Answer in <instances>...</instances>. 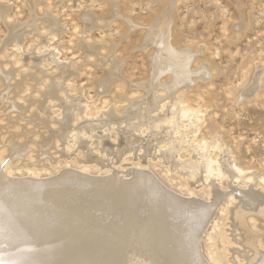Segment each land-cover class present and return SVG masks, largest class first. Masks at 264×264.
Masks as SVG:
<instances>
[{
	"label": "rangeland",
	"instance_id": "obj_1",
	"mask_svg": "<svg viewBox=\"0 0 264 264\" xmlns=\"http://www.w3.org/2000/svg\"><path fill=\"white\" fill-rule=\"evenodd\" d=\"M166 11L168 14L172 12L173 16H170L174 19L172 21H175L170 26L174 33L171 35L174 37L173 47L179 52L186 51L190 56L183 71L179 69L177 72H180L182 77L179 93L184 92V105L193 109L200 108L201 111L198 114L201 119L196 136L194 135V143L209 142L217 136L225 149L229 150L235 167L253 175L256 181L245 182V185L237 186L238 189L263 196L264 182L258 179L264 180V85L256 95L243 93L248 90L256 72H264V0H0V164H9L10 170L16 175H27V170H30L42 177L54 176L65 169L80 170L82 165L91 168V173H97L99 168L95 167L96 163L85 164L83 161L86 152L76 147L70 139L67 142L69 150L64 149L63 153L56 154L52 149L45 151L47 154L39 152L38 147L45 142L46 135L49 137L51 131L56 129L65 131V127L69 128L68 125H46L48 123L41 114L39 101L45 96L49 97V80L57 78L59 73L57 64L66 65L69 68H62L60 74L62 78L67 79L66 85L70 94L80 95L88 104L87 113L90 115L88 117H91L88 120L97 121L101 112L112 108L114 113L109 119L106 118L108 122L114 123L119 119L114 123L116 126L126 121L127 117H115L123 116L126 108L132 105L131 100L144 101L146 95H154L160 91L157 84L169 80L170 75L166 73L160 76L161 78L156 77V73L150 74L154 47L143 44L146 38L155 35L154 32ZM51 21L56 23L55 27L50 24ZM48 51H53L57 61L49 63L43 59V74L35 75V70L29 67L30 62L34 60L32 52L42 54ZM202 66H208L211 72L209 77L203 80L193 76ZM159 72L161 73V70ZM42 76L43 79H40ZM151 76L156 77L157 84L155 81L149 89L146 85ZM193 80L192 85H189L191 87L185 89L184 82ZM21 82L23 85L20 88ZM129 82L141 83L142 88L133 90ZM13 95L14 97H11ZM142 101L141 103L145 102ZM24 111L28 112V115ZM43 119L46 122H43ZM26 121H30V124ZM79 125H82V121L77 122L76 126ZM115 126H112L110 131L103 130V134L109 136V142L113 143L118 139L114 131L117 127ZM146 133L147 131L141 132L139 137L148 140L149 132ZM16 138L18 144L15 143ZM37 141H40V144ZM116 147L120 148L118 145ZM12 148L20 150L15 151ZM165 149L162 146L161 151ZM137 150L125 153L123 164H130L135 168L140 165L164 187L183 198H209L212 188L209 183L203 186L189 185L188 182L184 184L183 178L160 157V152L150 157L144 156L142 149ZM183 151L179 154L180 161L189 158L188 153ZM214 152L216 156L217 151ZM44 155L47 157L44 158ZM104 159H107L106 156ZM115 161L120 164L122 159ZM224 180L216 181L215 188L228 192L230 189L226 184L229 181L225 180L226 183ZM236 185L235 180L230 184L232 187ZM190 193L194 196L189 197ZM237 204L238 200L233 199V196L225 197L203 229L200 250L205 259H208L207 254L211 252L215 256L223 253L224 263L226 255L232 263L242 260L231 251L244 249L233 244V241L227 244L226 239V235H229L227 230L231 231L228 226L230 211ZM256 224H259V229L264 226V223ZM259 229L253 230L262 234L263 230ZM242 233H235V240L244 242ZM262 240L260 237L257 241ZM257 248L264 252V243L257 244ZM252 254L249 252L248 255ZM245 263V260L241 262Z\"/></svg>",
	"mask_w": 264,
	"mask_h": 264
},
{
	"label": "bare ground",
	"instance_id": "obj_2",
	"mask_svg": "<svg viewBox=\"0 0 264 264\" xmlns=\"http://www.w3.org/2000/svg\"><path fill=\"white\" fill-rule=\"evenodd\" d=\"M168 11L163 14L156 33L154 32L155 35L146 38L143 44L154 47L150 74L156 73L155 76L161 78L160 76L166 73L170 75L169 80L157 84L156 77L151 76L146 86L150 89L151 84L154 85L156 81L160 91L153 92L154 95L152 93L146 95L145 102L131 100L132 105L126 108L123 116L115 117L128 118L124 122H117V127L114 123L119 119L114 123L106 120L114 113L112 108L101 112L97 121L88 120L91 118L87 113L88 104L80 95L70 94L66 85L67 79L62 78L60 74L61 69L68 66L57 64L59 73L57 78L49 80L50 93L47 94L49 97L41 96L43 97L42 101L39 99L41 106L38 103L37 106H40L41 114L47 120L46 125L54 127L68 125L69 128L65 127V131L59 129L51 131L49 137L46 135L44 143L40 144V141H37L40 144L37 146L38 150L45 152L52 149L56 154L63 153L64 149L69 150L67 142L70 139L76 147L86 152L83 162L96 163L95 167L99 170L97 173H91V168L82 165L80 170L63 169V172H58L54 176L42 177L30 170H27V175H16L10 170L9 164L5 166L0 164V264H241L244 260L245 264H264V252L257 248V244L264 243V226H260L262 234H257L253 230L259 229V224L256 223H264V195L238 189L237 186H243L245 182L253 183L255 180L253 175H248L235 167L229 150L225 149L217 136L209 142L194 143V135L201 119L198 114L201 111L200 108L193 109L184 105L186 101L184 92L179 93L182 77L177 71L179 69L183 71L190 56L186 51L179 52L173 47L174 37L171 35L174 33L170 26L175 21H172V12H169L172 15L170 16ZM50 24L54 27L56 25L53 22ZM52 52L42 54L32 52L34 60L30 62L29 67L35 70L33 71L35 75L43 74L41 69L43 59L49 63L57 61V56ZM210 73L208 66L206 68L202 66L193 76L203 80L209 77ZM40 79H43V76ZM193 82L194 80L184 82L186 85L184 88H190L189 85ZM22 83L19 85L20 88ZM129 83L133 90L142 88L141 83ZM263 85L264 72H256L248 90L246 89L243 94L256 95L262 90ZM81 121L82 125L77 127V122ZM26 122L28 124L30 121ZM112 126L116 127L114 131L118 137L114 140L115 143L109 142V136L103 134V130L110 131ZM143 131L149 132L146 133L148 140L145 136L146 140L139 137ZM15 143L18 144L17 138ZM14 145L16 147V144ZM116 145L121 149H117ZM162 146L166 148L164 151H161ZM59 148L62 149L58 150ZM138 148L142 149L144 156L151 157L154 153L160 152V157L183 178L184 184L188 182L189 185L203 186L209 183L212 186L209 198L203 200L195 197L183 198L164 187L140 165L135 168L130 164H123L125 153L134 152ZM183 150L188 153L189 158L180 161L179 154ZM214 151H217L216 156ZM14 154L13 152L12 155ZM133 154L137 156L136 153ZM103 155L107 159H104ZM118 159H122L120 164L115 161ZM222 179L229 181L226 184L230 189L228 192H221L215 188L214 183ZM234 180L237 185L232 187L230 184ZM258 180L264 182L262 179ZM189 195L194 196L192 193ZM230 195L238 200V204L231 208L228 223L231 231L227 230L229 235H226V239L227 244L233 241V244L244 249L231 251L242 260L232 263L226 255L224 263L223 253L215 256L211 252L207 254L208 259H205L200 250L203 229L209 223L215 209ZM237 232H243L241 236L244 242L235 240ZM260 237L263 240L257 241ZM221 243L224 247L223 240ZM247 250L253 254L249 256Z\"/></svg>",
	"mask_w": 264,
	"mask_h": 264
}]
</instances>
